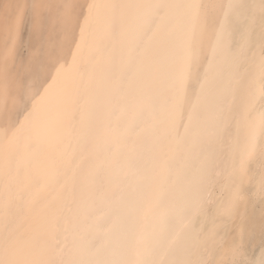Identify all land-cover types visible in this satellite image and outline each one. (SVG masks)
Returning a JSON list of instances; mask_svg holds the SVG:
<instances>
[{
	"label": "bare ground",
	"instance_id": "1",
	"mask_svg": "<svg viewBox=\"0 0 264 264\" xmlns=\"http://www.w3.org/2000/svg\"><path fill=\"white\" fill-rule=\"evenodd\" d=\"M87 1L77 0V3L86 4ZM51 2L56 4L61 0ZM202 2L206 5L209 0ZM223 2L226 5L227 0ZM21 3L30 5L33 0H0V56L11 49L7 62L0 63V154L5 163V174L11 169L15 156L11 150L15 133L12 113L21 103L23 92L29 90L24 84L32 81L23 77L19 68H14L24 17L18 34L13 37L8 32V22ZM244 4V13L232 19V31L235 46L252 27L247 59L236 68L225 66L220 69L199 112V118L209 123L219 115L222 131L217 128L214 133L202 134L199 141L191 146L178 141L184 137L185 125L192 116L191 97L194 91H198V83L210 58L203 43L196 45L192 55L189 99L174 116V133L161 141L151 135L137 137L135 134L127 140H118L112 132L116 127L114 116L118 104L112 83L121 78L119 66L115 63L106 66L89 85L86 74H78L79 67L73 72L66 61L63 67L55 64L53 58L61 38L59 15L54 9L39 15L32 10L33 28L45 39L47 46L48 61L43 71L48 79L40 86L27 117L30 133L28 153H39L40 161L60 177L53 189L59 188L63 176L70 175L73 169L92 160L110 162L100 172L96 183V188L105 194L108 215L96 226L97 232L90 233V249L99 245L104 232H110L114 258L134 259L142 243L140 238L147 236L154 221L163 217L164 244L154 249L152 258L162 259L164 264L169 260L188 261L189 264H224L226 249L239 240L237 226L243 221L247 228L243 240L244 255L253 264L264 259L259 247L264 236V190L260 185L264 175V131L256 124L257 113L264 110V95L259 93L258 71L254 62L260 56L264 35L255 38L262 29L256 12L259 0H244ZM46 14L49 16L47 24L42 22ZM42 26L46 27V36ZM98 46L106 49L108 38L102 37ZM84 95L88 96L82 98ZM82 109L89 114L87 133H80V114V120L74 126L80 137L75 142L72 140L75 133L72 120L77 110ZM253 131L257 138L256 151L247 158L244 179L237 186L233 172L247 155V142ZM117 146L118 156L113 161L112 154ZM189 147L190 155L186 158L185 149ZM85 156L89 157L88 161ZM48 198V193H42V201ZM234 198L229 226V219L223 211ZM81 199L80 185L74 184L58 208L52 210L46 229L34 236L32 244L37 249L52 248L54 253L37 259L57 262L68 258L73 237L81 228L92 224L100 210L98 204L82 209ZM93 235L96 238H92Z\"/></svg>",
	"mask_w": 264,
	"mask_h": 264
},
{
	"label": "snow or ice",
	"instance_id": "2",
	"mask_svg": "<svg viewBox=\"0 0 264 264\" xmlns=\"http://www.w3.org/2000/svg\"><path fill=\"white\" fill-rule=\"evenodd\" d=\"M28 8L27 3H21L9 20L11 36L18 34ZM31 8L37 15L53 9L59 15L61 38L53 58L55 64L63 67L66 61L75 72L83 60H88L90 70L86 82L89 85L106 66L114 63L119 66L121 78L112 83L118 98L114 116L116 127L112 132L118 140H127L135 134L137 137L151 135L161 141L174 133V116L189 99L191 60L198 43L204 44L210 58L198 83V91L192 94V116L185 125L184 137L178 143L191 146L199 141L202 134L214 133L217 128L222 131L219 115L209 123L199 118V112L220 69L225 66L236 68L247 59L252 27L235 46L232 31L233 17L246 10L244 0H227L226 5L223 0L219 3L209 0L206 5L202 0H93L90 4H80L77 0H61L56 4L51 0H33ZM204 9H207L206 13ZM256 12L264 31V0H259ZM102 37L108 38L106 49L98 46ZM10 56L11 49L0 56V63H6ZM254 62L258 71L259 93L264 95V39L260 56ZM88 118L87 110L82 109L81 135L87 133ZM256 124L264 131V110L257 113ZM256 147L257 138L253 131L248 138L247 155L233 172L237 186L244 179L247 158L255 153ZM189 155L190 147L185 149V157ZM117 156L118 146L112 160ZM85 160L88 161L89 157L85 156ZM109 163L107 160H92L73 169L70 175H64L63 183L53 189L60 177L40 161L39 153L26 154L7 174L0 154V264H164L162 259L152 258L154 249L164 244L163 217L154 221L147 236L140 238L142 243L134 259L114 258L110 232H104L99 245L90 249V233H96V226L108 215V202L104 192L96 188V183L100 172ZM77 183L81 189V208L98 204L99 214L92 224L81 228L73 237L67 259L42 262L37 258L53 254L54 250L37 249L32 239L46 229L52 210L58 208L66 192ZM260 185L264 190V175ZM42 193H48L49 198L42 201ZM13 205L18 211L21 205L24 209L14 223L10 211ZM234 206L235 198L223 211L229 219V226ZM237 227L239 240L226 249L224 264H253L243 251L246 225L241 221ZM92 238H96L95 235ZM259 247L264 255V236ZM167 264L189 262L169 260ZM256 264H264V259L256 261Z\"/></svg>",
	"mask_w": 264,
	"mask_h": 264
},
{
	"label": "rangeland",
	"instance_id": "3",
	"mask_svg": "<svg viewBox=\"0 0 264 264\" xmlns=\"http://www.w3.org/2000/svg\"><path fill=\"white\" fill-rule=\"evenodd\" d=\"M92 2H93V0H88L86 4H90ZM25 15L26 16H24L20 42L18 43L17 50H16V59H15V63H14V68H17V69L19 68L21 70L22 76L26 77L27 80L32 79V81H31V83H28L26 85L24 84L25 88H28L29 90L26 89L25 92H23L24 96H22L21 100H20L22 105H21V103H19L17 106H15L13 113H12V116L14 117L13 124H14V132L15 133H13L14 137H13V140L11 142V150H13L15 152V156L13 157L14 161L11 162L12 163L11 169H14V167H15V165L12 166L13 164H15L13 162H15L16 160L17 161L20 160L26 154H28V148L30 147V135H29L30 133H29V126H27L28 125L27 117L30 116L29 113H31V104L34 102V100L38 96V91L41 88L40 86H43L46 79H48V76H46L45 72L43 71L45 68V65L48 61V58H47L48 54L46 52L47 46H46V43L44 41L45 39L43 37H40L39 35H37L36 34L37 31H35L33 28L34 17H33V11L31 8V4L29 5L27 12H25ZM28 18H29V20H28ZM48 20H49L48 14H46L42 17L43 23L47 24ZM26 27H28V29ZM45 28H46L45 26H42V32H43L44 36H46V29ZM25 29H27V30H25ZM25 32H27V33L25 34ZM263 35H264V31H262V29H259L258 33L255 35V38L258 39ZM30 56H33V57H31V59H30ZM26 65H28V66H26ZM89 68H90V64H89L88 60H83L79 66L78 74L80 76L81 75L83 76L86 74L85 76H87L88 72L90 70ZM23 80H25V79H23ZM26 86H28V87H26ZM22 91H24V88ZM26 91H28V92L30 91V94H27L28 92H26ZM30 95H32V96H30ZM86 96H88V95H86ZM86 96L84 95L82 98H84ZM26 102H28L29 104H27ZM14 111H16V112L14 113ZM80 114H81V110H77V113L74 114V117L72 120L73 133L75 132L74 135H76V136H74V135L72 136L73 137L72 140L74 139L75 142H77V140L80 137V135L77 136L76 129H74V126L76 127L78 121L80 120L79 119ZM17 119H19V121ZM17 126H19V127L17 128ZM16 140L18 141L17 143H16ZM14 141H15V143H14ZM26 146H27V148H26ZM17 153H19V154H17ZM17 203H19V202H17ZM10 211H11V215H14V214L17 215L18 214L17 217H16V215L12 216L13 220H14L13 223H14L15 220L18 219V217L23 214V206L21 205L20 210H19V211H21V214L17 210L16 205H13V207L11 208Z\"/></svg>",
	"mask_w": 264,
	"mask_h": 264
}]
</instances>
